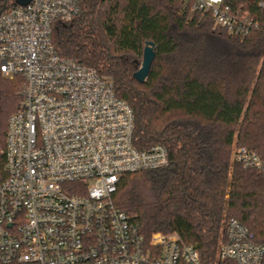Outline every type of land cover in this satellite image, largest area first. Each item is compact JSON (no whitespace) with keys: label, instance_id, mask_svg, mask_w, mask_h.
Masks as SVG:
<instances>
[{"label":"trees","instance_id":"16d2710c","mask_svg":"<svg viewBox=\"0 0 264 264\" xmlns=\"http://www.w3.org/2000/svg\"><path fill=\"white\" fill-rule=\"evenodd\" d=\"M262 1L227 0L257 23L245 36L216 27L183 0H82L81 14L57 22L52 33L61 57L96 70L131 106L136 147L168 149V166L121 177L116 206L146 238L177 233L198 250L201 264H236L218 259L230 219L264 245V174L233 159L234 148L244 147L264 160ZM148 41L157 52L140 83L134 73ZM22 84L0 74V183Z\"/></svg>","mask_w":264,"mask_h":264},{"label":"built area","instance_id":"2783aa9c","mask_svg":"<svg viewBox=\"0 0 264 264\" xmlns=\"http://www.w3.org/2000/svg\"><path fill=\"white\" fill-rule=\"evenodd\" d=\"M183 1L231 35L258 27L227 0ZM81 11L82 0H8L0 11V74L23 79L6 134L0 264H201L177 233L146 238L115 204L123 175L164 168L169 152L163 144L137 148L133 110L113 83L57 53L55 24ZM233 159L264 174L255 151L235 147ZM218 259L263 264L264 245L230 219Z\"/></svg>","mask_w":264,"mask_h":264},{"label":"water","instance_id":"95a60500","mask_svg":"<svg viewBox=\"0 0 264 264\" xmlns=\"http://www.w3.org/2000/svg\"><path fill=\"white\" fill-rule=\"evenodd\" d=\"M7 1L8 0H4V6L6 5ZM29 1L30 0H26L25 2H17V3L25 5ZM156 52H157L156 45L151 41L146 42L143 52V61L141 63L139 70L136 73H134V78L138 82L144 83L147 81L151 70V66L156 56Z\"/></svg>","mask_w":264,"mask_h":264},{"label":"rangeland","instance_id":"374dc122","mask_svg":"<svg viewBox=\"0 0 264 264\" xmlns=\"http://www.w3.org/2000/svg\"><path fill=\"white\" fill-rule=\"evenodd\" d=\"M26 0H10V3H13V2H25ZM141 62H142V59H141ZM140 63V62H139Z\"/></svg>","mask_w":264,"mask_h":264}]
</instances>
